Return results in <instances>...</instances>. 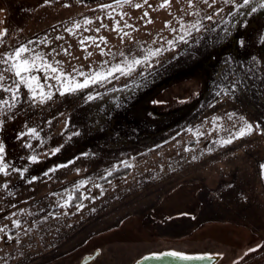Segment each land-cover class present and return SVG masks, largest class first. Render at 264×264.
Segmentation results:
<instances>
[{"label":"rangeland","instance_id":"1","mask_svg":"<svg viewBox=\"0 0 264 264\" xmlns=\"http://www.w3.org/2000/svg\"><path fill=\"white\" fill-rule=\"evenodd\" d=\"M241 2L0 0V55L26 47L41 58L25 78L52 97L37 88L33 99L0 65V264L69 253L221 161L241 170L216 198L205 195L209 222L264 224V9L237 10ZM45 65L79 83L107 79L62 95ZM122 168L130 173L105 181ZM210 227L237 229L219 238L238 259L260 246L248 227ZM242 264H264V250Z\"/></svg>","mask_w":264,"mask_h":264},{"label":"flooded vegetation","instance_id":"2","mask_svg":"<svg viewBox=\"0 0 264 264\" xmlns=\"http://www.w3.org/2000/svg\"><path fill=\"white\" fill-rule=\"evenodd\" d=\"M232 167V162L221 161L215 168L186 178L182 186L175 184L156 191L144 203L146 205L139 207L136 215L123 220L117 227L92 237L89 235L69 253L38 264H138L145 258L173 252L190 257L216 256L220 257L217 264H236L243 257L237 258L235 244L219 237L237 233V229L229 231L210 226L230 225L249 230L239 225L242 222H206L192 231L186 224L205 209L207 193L216 198L226 191L225 183ZM175 218L183 219L181 223H172ZM252 236L260 241L254 234Z\"/></svg>","mask_w":264,"mask_h":264},{"label":"snow or ice","instance_id":"3","mask_svg":"<svg viewBox=\"0 0 264 264\" xmlns=\"http://www.w3.org/2000/svg\"><path fill=\"white\" fill-rule=\"evenodd\" d=\"M126 3L132 4V0H125ZM148 0H144V3L147 4ZM206 4L209 3V0H204ZM234 0H223L224 4H231L233 3ZM189 7H192V0H188ZM169 5V0H165V3L161 5V7H167ZM250 5H256L260 9H264V0H242L240 3L239 7L237 10L240 8H249L251 12H255L257 10L256 6L250 7ZM137 9L142 7L141 4L137 3L134 5ZM212 5L209 4V7ZM217 15L219 12L216 13ZM148 13L145 12L144 16H147ZM207 19H212L211 16H208ZM85 23H91V21H85ZM149 23L151 21L149 20ZM79 25H77L78 27ZM167 26V25H166ZM192 27L197 28L199 30L198 25H192ZM68 31H71V29H68ZM6 31L3 33V35H6ZM241 43H243L241 41ZM29 49L26 47H20L16 49L13 53L8 54L6 57H3L0 55V65L7 64L8 67L3 69V72H11L12 75L15 78H18V80H14L13 83H19V84H24L28 88L30 92L33 93V99L36 98L35 93L37 91V88H40L41 95L43 99H51V95H48L47 93L43 92V88L37 83L36 86L34 87L33 85V80L34 78L32 77H26V74L30 73L33 69L37 68L39 65L35 62L37 59H41L39 57H34L32 59H29L28 56ZM136 64H140L141 61H136ZM47 69H49L54 75L53 78L57 80V83L60 85V88L62 89L61 94H68V93H73L76 92L80 89L86 88L89 86L90 83H100L104 82L107 77L104 76L103 73H94L90 78L85 77V80L83 83H79L77 81H74L70 76L60 72L58 69L53 67L52 65H45ZM118 71H123V69H117ZM3 72H0V82L3 81L4 76ZM8 89H5L7 91ZM19 89H17L15 92H13V99H19L18 96ZM5 103H7L5 101ZM252 131V125H246L245 130H242L239 133L240 137H243L245 134L250 133ZM29 135L35 136L36 131L35 129H32L29 132ZM225 143H231V141H225ZM28 147H31L28 145ZM4 147L2 144H0V161H3L4 159ZM56 151H59V149H56ZM31 160L33 163L37 162V158L35 156L31 157ZM262 169H264V165L260 166ZM7 165L0 163V171L4 172L5 175H7ZM166 255L179 258V259H185V260H192V259H204V257H190V256H183L179 253H167Z\"/></svg>","mask_w":264,"mask_h":264},{"label":"water","instance_id":"4","mask_svg":"<svg viewBox=\"0 0 264 264\" xmlns=\"http://www.w3.org/2000/svg\"><path fill=\"white\" fill-rule=\"evenodd\" d=\"M80 1L85 4H92V3L99 2L101 0H80ZM240 170H241L240 165L238 163H233L231 174L229 175L226 186L229 187L232 184L236 183L239 177ZM206 208L207 210L204 209L202 213H200L195 220H191L190 222L186 223V224H189V226L191 227L190 231H192L194 228L198 227L199 225L205 222L216 220L214 218H211V215L213 214V210L208 208V206H206ZM182 219L183 218H175V219H172L171 221L172 223H181ZM246 226L253 232V234L257 235L260 238L261 243L257 249L252 250L249 253H247L236 264H242L249 258L255 256L256 254L264 250V224H246ZM203 257L204 259L185 260V259L171 257L168 255H163L159 257L145 258L143 261L139 262L138 264H217L220 260V257H216V256H203Z\"/></svg>","mask_w":264,"mask_h":264},{"label":"trees","instance_id":"5","mask_svg":"<svg viewBox=\"0 0 264 264\" xmlns=\"http://www.w3.org/2000/svg\"><path fill=\"white\" fill-rule=\"evenodd\" d=\"M130 173V168H122L114 173L110 174L108 177L105 178L106 182L114 181L119 178H123ZM81 202L80 196L76 193L73 200L71 201V208L76 207Z\"/></svg>","mask_w":264,"mask_h":264}]
</instances>
